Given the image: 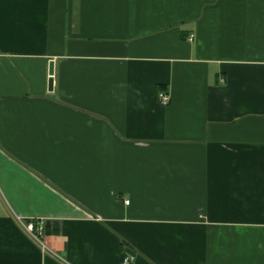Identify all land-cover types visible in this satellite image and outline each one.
Returning a JSON list of instances; mask_svg holds the SVG:
<instances>
[{
	"label": "crops",
	"instance_id": "1",
	"mask_svg": "<svg viewBox=\"0 0 264 264\" xmlns=\"http://www.w3.org/2000/svg\"><path fill=\"white\" fill-rule=\"evenodd\" d=\"M127 255L264 264V0H0V264Z\"/></svg>",
	"mask_w": 264,
	"mask_h": 264
},
{
	"label": "built area",
	"instance_id": "2",
	"mask_svg": "<svg viewBox=\"0 0 264 264\" xmlns=\"http://www.w3.org/2000/svg\"><path fill=\"white\" fill-rule=\"evenodd\" d=\"M158 99L159 102L163 105H166L169 102V97L164 92L158 93ZM125 204H128L127 200H125ZM23 227L32 240L43 246L41 242L42 229H43L41 222L34 223L32 221H29L26 222ZM132 261H133V256L131 255H127L122 259L123 264H130Z\"/></svg>",
	"mask_w": 264,
	"mask_h": 264
},
{
	"label": "water",
	"instance_id": "3",
	"mask_svg": "<svg viewBox=\"0 0 264 264\" xmlns=\"http://www.w3.org/2000/svg\"><path fill=\"white\" fill-rule=\"evenodd\" d=\"M52 65L49 67V79H48V90L51 91L52 90V83H53V80H52Z\"/></svg>",
	"mask_w": 264,
	"mask_h": 264
}]
</instances>
